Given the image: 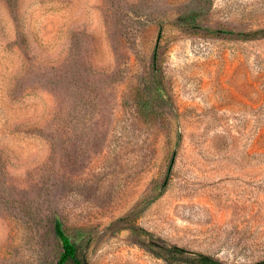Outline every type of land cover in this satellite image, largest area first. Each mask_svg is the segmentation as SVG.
<instances>
[{"label":"rangeland","instance_id":"obj_1","mask_svg":"<svg viewBox=\"0 0 264 264\" xmlns=\"http://www.w3.org/2000/svg\"><path fill=\"white\" fill-rule=\"evenodd\" d=\"M57 219L88 264H264V0H0V264Z\"/></svg>","mask_w":264,"mask_h":264},{"label":"trees","instance_id":"obj_2","mask_svg":"<svg viewBox=\"0 0 264 264\" xmlns=\"http://www.w3.org/2000/svg\"><path fill=\"white\" fill-rule=\"evenodd\" d=\"M160 89L162 91L161 93L164 96L168 97L167 94L164 93V89L162 87H160ZM54 228H55L56 237L58 238L62 247V251L57 264H69V263L88 264L86 257L84 256L81 257L80 249H79L80 247L79 241L84 236L83 232L79 231L77 236L75 237L70 235L64 228V224L60 219L56 220ZM168 251L170 252L173 258H178V260H180V258H184L185 250L183 248L174 246L168 249ZM191 264H222V263L210 255L198 253L195 256V258L191 260Z\"/></svg>","mask_w":264,"mask_h":264}]
</instances>
